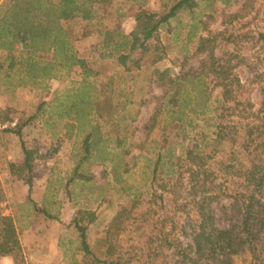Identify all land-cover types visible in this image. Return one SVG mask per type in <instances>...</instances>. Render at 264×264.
Returning <instances> with one entry per match:
<instances>
[{
  "label": "trees",
  "instance_id": "1",
  "mask_svg": "<svg viewBox=\"0 0 264 264\" xmlns=\"http://www.w3.org/2000/svg\"><path fill=\"white\" fill-rule=\"evenodd\" d=\"M128 2L138 6L134 29L124 33L120 24L113 29L100 28L99 32L105 34L102 46L110 56H120V66L127 72L153 67L149 80L155 77L162 92L156 95L157 107L145 129L151 132L164 113L172 115V119L162 127V138L154 141L157 153L152 160L151 200L161 202V207L172 203L184 218L179 223L178 236L172 237L163 225L157 236L150 238L149 263L153 264L161 250L172 252L174 264H264V73L253 81L262 97L256 104L247 95L252 91L249 83L235 72L238 64L226 58V53H216L219 42L234 38L232 33L221 37L228 32L226 29L199 37L195 51L198 64L187 66L185 55L179 71L155 67L167 53L162 30H168L171 20L182 13L194 16L199 0H177L163 12L145 9L148 0H0V49L6 52L0 64V75L5 74L0 77V92L41 84L48 88L51 79H59L64 71L69 73L79 67L83 79L68 89L58 104L59 114L75 119L81 130L98 118L112 122V130L121 133L122 122L115 117L122 105L112 96L101 95L89 81L100 73L75 51L73 32L66 24L100 19L97 4L113 5L116 14L113 12L112 17L122 16L125 13L118 11ZM197 28V23L191 25L190 37ZM89 33L88 29L83 31V35ZM260 37L263 39L264 33ZM216 87L221 91L213 98ZM45 104L46 101L41 102L38 110ZM35 116L15 125L10 123L4 129L19 136L25 154L23 166L29 172L34 155L23 138V129ZM90 126L82 140L83 155L75 167L76 173L101 141L99 124ZM124 138L117 141L118 147ZM123 160L120 156L111 159L114 178L132 196L133 208L138 205L140 194L132 193L133 196L131 188L125 186L127 180L120 168L123 166L128 172L129 167L124 166ZM5 194L0 181V258L27 264L16 222L4 214ZM130 211L123 207L117 217ZM89 214L86 223L75 221V226L82 249L92 254L88 225L96 220V215ZM222 219L225 223H221ZM107 254L105 264H121L120 257L113 258L114 254L108 251Z\"/></svg>",
  "mask_w": 264,
  "mask_h": 264
},
{
  "label": "rangeland",
  "instance_id": "2",
  "mask_svg": "<svg viewBox=\"0 0 264 264\" xmlns=\"http://www.w3.org/2000/svg\"><path fill=\"white\" fill-rule=\"evenodd\" d=\"M176 1L148 0L144 8L168 11ZM95 9L100 19L77 20L66 27L73 32L75 51L100 73L89 81L101 95L112 96L122 105L115 117L122 122L121 133L112 130V122L98 118L81 130L75 119L59 114L58 104L68 89L83 79L79 67L69 73L64 71L59 79H51L48 88L41 84L0 92V181L6 193L2 205L4 214L12 216L16 222L27 264H105L107 251L114 254L113 258L120 257L121 264L143 261L150 264V238H155L163 225L172 237L178 236V227L184 220L182 212L172 203L161 207V202L151 200L152 160L157 153L154 141L162 138V127L172 119V115L164 113L151 132L145 129L157 107L156 95L162 92L155 77L149 80L153 67L127 72L120 66V56H110L102 46L105 34L99 29H113L120 24L122 32H131L136 25L138 6L126 3L118 11L125 14L119 17L113 5L97 4ZM193 23H197L198 28L190 37ZM86 29L90 33L83 35ZM224 29L228 32L222 34V38L230 33L234 38L219 42L216 53H226V58L238 64L235 72L243 82L249 83L248 89L252 91L247 95L258 104L262 97L258 84L253 81L264 73V38L260 37L264 33V0H199L194 16L182 13L171 20L168 30H162L167 53L155 67L179 71L185 55L188 56L187 66L198 64L195 51L199 37ZM5 57L6 52L0 49V64ZM4 75L3 72L0 77ZM0 87L2 89L3 85ZM220 91L219 87L214 88L213 98L219 96ZM43 101L46 104L38 110ZM32 115L36 116L23 129V138L34 155L33 169L29 172L23 166L25 154L19 136L4 129ZM124 116L126 118L122 119ZM95 124L100 126L101 141L76 173L75 167L83 155L82 140L92 128L90 125ZM124 136L123 145L118 147L117 141ZM121 151L126 152L122 155ZM118 156L124 158L122 163L129 167L128 172H124L123 166L120 168L127 180L125 186L131 188V194H140H137L138 205L133 208L132 196L114 178L111 159ZM123 207L131 209L130 213L117 217ZM89 213L96 215V220L88 225L92 254L82 249L75 226V221L86 223ZM221 223H225L223 219ZM171 253L160 250L153 264H174ZM0 264L14 263L4 257L0 258Z\"/></svg>",
  "mask_w": 264,
  "mask_h": 264
}]
</instances>
